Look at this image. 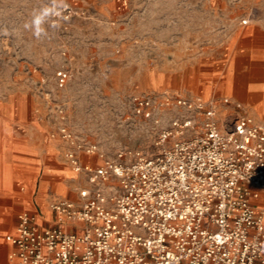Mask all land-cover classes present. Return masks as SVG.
Instances as JSON below:
<instances>
[{"label":"built area","instance_id":"built-area-1","mask_svg":"<svg viewBox=\"0 0 264 264\" xmlns=\"http://www.w3.org/2000/svg\"><path fill=\"white\" fill-rule=\"evenodd\" d=\"M52 10L66 22L75 13L69 4ZM69 78L60 70L59 87ZM223 104L221 117L220 104L202 96L136 95L137 115H177L152 149L114 154L80 137L59 108L65 159L87 185L78 200L51 201L52 226L19 214L7 237L14 264H264V204L254 202L264 192V121L231 98Z\"/></svg>","mask_w":264,"mask_h":264},{"label":"rangeland","instance_id":"rangeland-1","mask_svg":"<svg viewBox=\"0 0 264 264\" xmlns=\"http://www.w3.org/2000/svg\"><path fill=\"white\" fill-rule=\"evenodd\" d=\"M54 4L73 7L69 22L54 16ZM256 46H264V0H0V105L15 111L30 104L28 117L45 120L79 192L87 180L65 159L59 108L72 130L109 154L152 149L177 115H137L133 97L140 94L202 96L220 104L221 117L231 98L264 121L262 95L239 90L262 83L263 69L250 76L234 65L227 87L225 73L213 77L202 68L207 56L225 52L236 62L235 51ZM63 69L70 78L60 88Z\"/></svg>","mask_w":264,"mask_h":264},{"label":"crops","instance_id":"crops-1","mask_svg":"<svg viewBox=\"0 0 264 264\" xmlns=\"http://www.w3.org/2000/svg\"><path fill=\"white\" fill-rule=\"evenodd\" d=\"M234 55L239 61L243 59L244 64L231 62V57L225 52L207 56L202 61L205 74L220 77L225 73L221 79L228 78L225 79L227 87L234 65L238 69L243 67L250 76L261 68L264 77V46L243 48L235 51ZM239 90L243 95L257 92L262 95L260 102H263L264 81L242 85ZM29 105L22 103L15 111L9 103L0 105V264H14L12 254L16 247L7 237L16 233L20 213L32 212L42 226H52L55 215L50 209L51 201L57 198L79 199V192L72 183L73 173L67 167L63 168L65 163L58 153L59 144L50 137V128L42 117H28ZM82 159L95 164L99 160L87 155H82ZM74 194H78V199L72 198ZM254 202L263 205L264 192ZM66 226L79 228L74 223Z\"/></svg>","mask_w":264,"mask_h":264}]
</instances>
